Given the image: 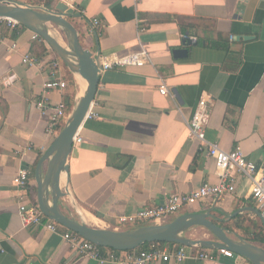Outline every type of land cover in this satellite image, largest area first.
<instances>
[{"label": "crops", "instance_id": "0c3cea01", "mask_svg": "<svg viewBox=\"0 0 264 264\" xmlns=\"http://www.w3.org/2000/svg\"><path fill=\"white\" fill-rule=\"evenodd\" d=\"M11 1L39 10L54 11L59 4L72 10L69 21L93 57L145 52L149 58L142 66L113 67L100 75L91 107L95 117L80 128L81 141L73 145L68 172L61 176L65 195L59 203L68 216L91 227L125 229L130 226H119L120 217L217 183L213 161L188 137L187 122L201 100L208 116L205 140L225 152L240 148L246 160L264 167V0ZM9 32H0V264H97L77 256L63 239L66 229L52 233L21 226L12 180L26 168L30 201L37 202L34 170L53 141L45 131L49 114L35 104L63 101L68 90H43L54 72L73 79L74 104L78 82L43 40L32 39V32L25 29L16 40ZM184 37L194 38L196 46H183ZM176 50L186 55L174 57ZM25 56L36 64H23ZM162 85L167 95L160 93ZM232 180V197L179 215L213 209L212 220L226 223L241 216L264 235L248 183L237 175ZM185 236L213 239L202 228ZM151 264L251 263L215 251L213 260Z\"/></svg>", "mask_w": 264, "mask_h": 264}, {"label": "water", "instance_id": "95a60500", "mask_svg": "<svg viewBox=\"0 0 264 264\" xmlns=\"http://www.w3.org/2000/svg\"><path fill=\"white\" fill-rule=\"evenodd\" d=\"M73 17L72 10L66 9L62 4L54 11H47L19 5L11 0H0V18L13 20L36 34L65 68L86 84L82 97L75 103L69 118L35 167L37 204L42 215L85 241L113 251L127 252L137 250L145 244L163 243L213 251L224 250L248 260L251 264H264V249L230 237L223 227L214 224L211 215L213 209L202 214H181L163 224L141 225L126 230L91 227L62 211L59 201L65 194L60 189L61 176L68 172L67 159L73 147V138L85 122L100 81L97 59L80 43L78 31L69 21ZM48 27L65 35L64 45L50 34ZM183 46H196V43L186 38ZM173 54L179 58L185 56L186 51L176 50ZM256 214L264 226L261 215L257 211ZM192 228L204 229L213 239L191 240L185 233Z\"/></svg>", "mask_w": 264, "mask_h": 264}, {"label": "built area", "instance_id": "2783aa9c", "mask_svg": "<svg viewBox=\"0 0 264 264\" xmlns=\"http://www.w3.org/2000/svg\"><path fill=\"white\" fill-rule=\"evenodd\" d=\"M97 24L96 20L92 22ZM20 27L18 23L10 19L0 18V32L3 30H14ZM187 37H184L186 39ZM32 39H40L36 34L32 35ZM195 41V39H191ZM13 49V48H11ZM99 65V76L113 67L142 66L149 61L145 52L130 54L121 58L118 57H94ZM22 63L26 65L36 64L35 60L30 56H25ZM54 72L51 79L43 84L44 92H63L67 89V83ZM160 93L167 95L165 86L160 87ZM93 104V103H92ZM92 104L87 112L85 121L95 117L91 111ZM36 109L42 114H49L46 126V135L51 138L59 132V128L65 124L69 118L70 112L66 111L63 101L57 104H51L45 99L40 100L36 104ZM206 103L201 100L198 102L197 108L187 122L188 137L190 140L199 142L204 147L206 158L213 161L216 170L219 172L218 182L215 184L204 183L196 190L189 194H172L167 200L158 207L142 208L134 215L119 218V226H137L142 224H163L169 217L178 216L185 210H189L200 203H206L209 208L218 205L227 197H232L235 193V183L232 180L234 175L244 179L249 186L250 198L255 204L256 210L264 221V167H257L252 162L246 160L240 148H236L231 152L221 150L216 144L209 143L205 140V124L207 121ZM79 131L73 138V145L81 141ZM28 150L30 148H27ZM22 150H16L20 153ZM29 172L26 168H20L16 176L12 180V186L16 192L18 216L22 228L31 226L41 227L42 229L55 233L59 225L47 219L42 215L38 208L37 202L30 201L28 192ZM63 239L70 245L71 249L77 256L89 259L97 264H151V263H181L186 260L207 261L213 260V250L202 249L199 247H183L169 245L160 247L152 245L148 250H133L127 252H118L113 250H101L76 234L65 231ZM220 255L231 258L233 254L224 250L216 251Z\"/></svg>", "mask_w": 264, "mask_h": 264}, {"label": "trees", "instance_id": "16d2710c", "mask_svg": "<svg viewBox=\"0 0 264 264\" xmlns=\"http://www.w3.org/2000/svg\"><path fill=\"white\" fill-rule=\"evenodd\" d=\"M25 29L23 27H18L14 30H11L9 33V38L12 40H16L17 37L20 35L22 31ZM186 29L182 28V31L184 32ZM63 68L65 66L62 64ZM66 69V68H65ZM65 82L67 83V89L66 94L64 95L63 102L66 107V111L69 113L71 108L74 107V101H73V96L75 92V85L73 79L69 76L66 75L65 77ZM61 129V127L59 128ZM214 224L218 226H224L225 229H227L230 233H234L237 235H240L246 242L249 243H258V244H264V235L262 234V228L258 227L254 223H246V220L241 217L237 216L233 218L231 221L226 222V223H219L216 220H213ZM152 245H158L160 247L166 245L163 243H152V244H145L142 247H140L138 250H148ZM168 245V244H167ZM101 250H107L105 248H100Z\"/></svg>", "mask_w": 264, "mask_h": 264}, {"label": "rangeland", "instance_id": "374dc122", "mask_svg": "<svg viewBox=\"0 0 264 264\" xmlns=\"http://www.w3.org/2000/svg\"><path fill=\"white\" fill-rule=\"evenodd\" d=\"M48 29H49V31L54 35V37L60 42V44H65V35L61 32V31H59V30H55V29H53V28H51V27H48ZM77 80V79H76ZM78 82V81H77ZM77 102L79 101V99H80V95H79V93H80V85H79V82L77 83ZM71 217V216H70ZM173 218H168L167 220H165V222L164 223H167V222H169V221H171ZM159 224H161V223H159ZM131 228H133V227H128V228H125V229H121V230H126V229H131ZM120 230V229H119ZM206 232V231H205Z\"/></svg>", "mask_w": 264, "mask_h": 264}, {"label": "bare ground", "instance_id": "6f19581e", "mask_svg": "<svg viewBox=\"0 0 264 264\" xmlns=\"http://www.w3.org/2000/svg\"><path fill=\"white\" fill-rule=\"evenodd\" d=\"M50 34L54 37V35L50 32ZM55 38V37H54ZM56 39V38H55ZM57 40V39H56ZM77 80L79 81V85H80V93H79V95H80V97H82V95H83V93H84V90H85V88H86V84L83 82V81H81L79 78H77ZM88 223H94L93 221H87ZM94 224H96V223H94Z\"/></svg>", "mask_w": 264, "mask_h": 264}]
</instances>
